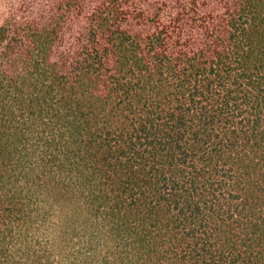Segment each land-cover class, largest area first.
Listing matches in <instances>:
<instances>
[{
  "label": "trees",
  "instance_id": "obj_1",
  "mask_svg": "<svg viewBox=\"0 0 264 264\" xmlns=\"http://www.w3.org/2000/svg\"><path fill=\"white\" fill-rule=\"evenodd\" d=\"M0 264H264V0H0Z\"/></svg>",
  "mask_w": 264,
  "mask_h": 264
}]
</instances>
